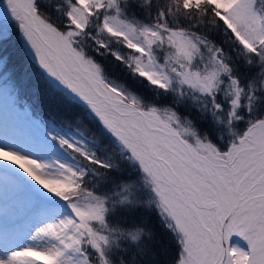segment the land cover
Here are the masks:
<instances>
[{"label":"snow or ice","instance_id":"6c2138e0","mask_svg":"<svg viewBox=\"0 0 264 264\" xmlns=\"http://www.w3.org/2000/svg\"><path fill=\"white\" fill-rule=\"evenodd\" d=\"M14 38L0 264H264V0H0Z\"/></svg>","mask_w":264,"mask_h":264},{"label":"trees","instance_id":"16d2710c","mask_svg":"<svg viewBox=\"0 0 264 264\" xmlns=\"http://www.w3.org/2000/svg\"><path fill=\"white\" fill-rule=\"evenodd\" d=\"M21 48L22 44L15 38L8 44L0 47V57L10 60V68L17 72H19L26 63L21 52ZM34 83L35 81L32 82L33 85ZM25 99H28L30 103L34 104L39 115H55V112L51 109L48 99L42 90L37 89L34 86L27 87L25 89ZM57 119L59 121V117H57ZM80 127L81 130L84 131L89 137H91L92 133L95 131V129L91 125H87L86 122L80 125ZM149 226L156 227V222L149 220Z\"/></svg>","mask_w":264,"mask_h":264},{"label":"rangeland","instance_id":"374dc122","mask_svg":"<svg viewBox=\"0 0 264 264\" xmlns=\"http://www.w3.org/2000/svg\"><path fill=\"white\" fill-rule=\"evenodd\" d=\"M16 124L13 110L8 102V99L4 95H0V135H11ZM4 190H0V201L5 198ZM233 242H238L243 245V241H239L235 238Z\"/></svg>","mask_w":264,"mask_h":264},{"label":"water","instance_id":"95a60500","mask_svg":"<svg viewBox=\"0 0 264 264\" xmlns=\"http://www.w3.org/2000/svg\"><path fill=\"white\" fill-rule=\"evenodd\" d=\"M235 238H233V241H234Z\"/></svg>","mask_w":264,"mask_h":264},{"label":"bare ground","instance_id":"6f19581e","mask_svg":"<svg viewBox=\"0 0 264 264\" xmlns=\"http://www.w3.org/2000/svg\"><path fill=\"white\" fill-rule=\"evenodd\" d=\"M1 190V189H0ZM3 190V189H2ZM5 193V192H4Z\"/></svg>","mask_w":264,"mask_h":264}]
</instances>
